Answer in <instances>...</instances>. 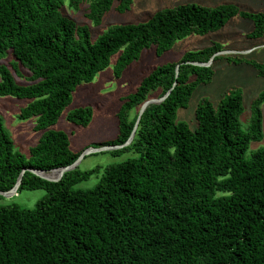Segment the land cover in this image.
<instances>
[{
    "label": "trees",
    "instance_id": "trees-1",
    "mask_svg": "<svg viewBox=\"0 0 264 264\" xmlns=\"http://www.w3.org/2000/svg\"><path fill=\"white\" fill-rule=\"evenodd\" d=\"M67 2L74 10L87 2L85 16L98 25L112 7L124 12L132 0ZM64 3L0 0V58L10 48L30 72V84L19 85L0 65V96L32 99L17 117L36 116L35 130L55 124L74 88L90 82L118 51L117 77L143 49L154 45L162 54L177 39L216 31L237 14L253 22L248 37L264 31V11L242 10L233 3H183L143 22L115 25L91 42L88 27L62 12ZM222 49L214 43L187 51L176 77V63L162 64L124 98L118 135L100 146L124 143L139 106L171 88L163 101L146 107L129 145L107 150L134 155L102 171L77 166L57 181L26 170L15 194L43 188L46 195L33 208L0 202V264H264V146L245 157L250 142L263 136L264 88L251 102L245 128L239 121L242 93L235 88L216 106L203 98L193 129L176 121L177 109L187 106L195 88L210 82L214 73L212 64L189 62H206ZM219 58L248 63L264 79V62L232 54L214 60ZM91 116V108L81 106L67 118L86 125ZM78 155L69 148L66 132L46 130L26 157L13 148L0 118V191L11 189L23 168L49 171ZM96 173L101 175L92 188H73Z\"/></svg>",
    "mask_w": 264,
    "mask_h": 264
},
{
    "label": "rangeland",
    "instance_id": "rangeland-1",
    "mask_svg": "<svg viewBox=\"0 0 264 264\" xmlns=\"http://www.w3.org/2000/svg\"><path fill=\"white\" fill-rule=\"evenodd\" d=\"M65 0L62 12L74 19L80 25H86L89 30L90 41L94 42L99 35L115 25L143 22L156 11L170 8L183 3H198L205 6H215L223 3L236 4L246 11H264V0H132L130 8L118 12L112 7L105 13L100 24L94 25L86 18L87 2H83L79 9L74 10ZM253 22L251 19L232 16L220 29L203 35L190 34L177 39L173 45L157 54L155 46L143 49L140 56L129 63L117 77L114 66L121 51L111 55L109 64L97 72L90 82H81L71 93L70 102L63 108L57 122L47 129L35 130L36 116L26 119L17 117L20 110L32 99L16 96H0V118L13 141V148L26 157L29 148L35 145L46 130H63L69 139V148L75 153H81L89 148H98L103 143L110 142L118 135V111L124 98L134 93L141 80L154 68L169 62L177 63L187 51H196L219 43L224 50L231 51L230 55H239L264 62V31L260 37H248ZM0 65L5 66L11 73L13 80L19 85L30 84L27 76L29 70L15 58L10 48L5 50L0 58ZM213 76L208 83L199 84L193 91L187 106L180 107L176 112V121L186 122L191 129L196 125L195 109L203 98L217 105L219 99L229 93L231 89H240L242 93L243 110L239 121L242 128L250 123L251 102L263 90L264 79L257 70L248 63L228 62L226 58H219L212 62ZM1 80V75H0ZM81 106H89L92 110L90 121L86 125H79L68 120L69 112ZM262 111L263 136L258 141H251L245 152V157L258 148L264 146V104ZM103 146V145H102ZM134 155L133 152H123L117 155L109 151L87 154L78 164L80 170H87L99 166L101 171L109 164L121 162ZM101 173L91 175L88 179L76 183L74 189L92 188L99 180ZM46 195L43 188L23 189L11 197H3L1 203H17L25 208H33L36 202Z\"/></svg>",
    "mask_w": 264,
    "mask_h": 264
},
{
    "label": "water",
    "instance_id": "water-1",
    "mask_svg": "<svg viewBox=\"0 0 264 264\" xmlns=\"http://www.w3.org/2000/svg\"><path fill=\"white\" fill-rule=\"evenodd\" d=\"M230 53H231V51L222 49L220 51H217V52L213 53L206 62L192 61V62H189V63H191L193 65H198V66H209V65L212 64V62L214 61V58L216 56L223 55V54H230ZM180 64L181 63L177 62L176 65H175V77L178 74V70H179V65ZM175 84H176V81H174L173 86ZM170 90H171V88L165 94H163L161 97H152V98H149V99L145 100L139 106L138 111H137V117H136L133 129H132L129 137L127 138V140L124 143L117 144V145H103V146L98 147V148L86 149L83 152L79 153L78 157L71 164L66 165V166H62V167H56V168L50 169L49 171H45V170L37 169V168H23L21 170L18 178H17V181H16L15 185L8 191H0V195H2L4 197H11L12 195H14L16 193L20 183H21L22 175H23V173L26 170L36 174L37 176H39V177H41L43 179L50 180V181H57V180H59L62 177V175L65 172L76 168L78 166V164L80 163V161L87 154L94 153V152L113 150V149H119V148H122V147H125V146L129 145L130 142L132 141L133 137H134L135 130H136L137 126H138L139 119H140L141 115L143 114L144 110L146 109V107L149 106L152 103H159V102L163 101L167 97V95L169 94ZM51 172H56V175L54 177L47 176V173H51Z\"/></svg>",
    "mask_w": 264,
    "mask_h": 264
},
{
    "label": "bare ground",
    "instance_id": "bare-ground-1",
    "mask_svg": "<svg viewBox=\"0 0 264 264\" xmlns=\"http://www.w3.org/2000/svg\"><path fill=\"white\" fill-rule=\"evenodd\" d=\"M56 175V172L47 173V176L54 177Z\"/></svg>",
    "mask_w": 264,
    "mask_h": 264
}]
</instances>
